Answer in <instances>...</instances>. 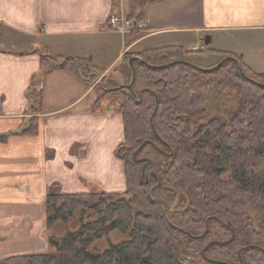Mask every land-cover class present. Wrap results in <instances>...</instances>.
<instances>
[{
  "label": "trees",
  "instance_id": "1",
  "mask_svg": "<svg viewBox=\"0 0 264 264\" xmlns=\"http://www.w3.org/2000/svg\"><path fill=\"white\" fill-rule=\"evenodd\" d=\"M137 56L145 63L134 61L133 89L129 84L105 89L123 96L126 140L116 155L125 166L126 191L49 195V228L86 209L98 219L61 242L50 241L52 251L10 256L0 264H186L188 254L200 255L202 264H242L241 256L244 264H264V246L254 239L264 230V87L259 85L264 74L238 57L240 66L228 61L212 72L183 62L149 66L191 62L180 47ZM51 58L94 82L99 77L74 57L43 55V66ZM240 69L259 84L245 79ZM229 90L236 93V109L228 119L211 117L208 106ZM33 125L25 134L37 133ZM116 230L129 233L130 240L103 254L88 252L94 239ZM226 233L228 238H215Z\"/></svg>",
  "mask_w": 264,
  "mask_h": 264
},
{
  "label": "crops",
  "instance_id": "2",
  "mask_svg": "<svg viewBox=\"0 0 264 264\" xmlns=\"http://www.w3.org/2000/svg\"><path fill=\"white\" fill-rule=\"evenodd\" d=\"M115 12L143 29L128 40L108 25ZM164 47L264 74V0H0V242L36 229L48 195L127 189L123 115L95 107L92 76L43 55L103 78L127 52ZM32 120L37 133L25 134Z\"/></svg>",
  "mask_w": 264,
  "mask_h": 264
},
{
  "label": "rangeland",
  "instance_id": "3",
  "mask_svg": "<svg viewBox=\"0 0 264 264\" xmlns=\"http://www.w3.org/2000/svg\"><path fill=\"white\" fill-rule=\"evenodd\" d=\"M137 25H135L134 29L136 30H142L143 24L137 19ZM134 22L136 23V20L134 19ZM138 28V29H137ZM135 32V31H134ZM129 33L127 35H130L127 37V39H131L135 36V33ZM137 56L135 53L127 52L125 56L122 57L120 62L117 64L115 69L107 73L103 78L99 77L95 78L96 80V86L94 89V105L97 106H106L107 110L114 111V112H120L121 113V107L123 105V96L121 93L116 92H110V90H105L106 87L110 89L109 86L113 85H128L130 84V79H128L130 75H132V71L129 65V59ZM188 59L194 63L197 64L203 68H210L215 66L217 63L215 59L208 60L207 58H203L201 55L197 54H191L188 56ZM214 64V65H213ZM128 77V78H127ZM104 80L102 82V86L99 84L101 80ZM111 86V87H112ZM37 101H39V98L37 97ZM238 105L237 102V96L236 93L232 90L227 91L225 98H223L220 101H216L208 106V111L211 115V117H221L223 119H228L231 116L232 111L236 109ZM122 114V113H121ZM38 126V121L34 120L31 123V126L34 127ZM230 177V173H227L223 176V179L228 180ZM143 178V177H142ZM96 192H103V191H96ZM124 192H121L119 194H122ZM49 196V195H48ZM130 196H126V198H129ZM130 199V198H129ZM188 203H184V205H187ZM183 205V206H184ZM176 205H173L172 207V214L176 213ZM98 219V216L96 213L90 209L81 210L78 211L69 218L67 221H58L54 225H52L50 228L47 225V217L44 219V216H40L37 219H35V226L32 232L27 233V230L24 229L21 231L22 233H19L20 237H15L13 234L9 235V239H6L2 242H0V260L5 259L10 256L15 255H24L28 253H42V252H48L52 251V248L50 246V241H57L61 242L68 236L69 233H76L81 231V229L88 223L94 222ZM194 221V220H193ZM196 226H201L199 223H195ZM185 226V225H184ZM186 227V226H185ZM202 229L199 231H203L204 227L201 226ZM192 229V228H191ZM259 230V228H257ZM27 235V237H25ZM230 236V233L224 234V236L219 235L215 237L216 239H223L228 238ZM87 238L91 237L87 236ZM234 238V237H233ZM258 241L261 245L264 246V230H259L256 237L254 238ZM1 240V239H0ZM130 240V234L129 233H123L121 231H113L109 235L94 239L91 243L88 252L98 255L103 254L108 249H110L114 245L122 244L126 241ZM186 258L185 263L186 264H202L200 255L198 254H188L184 255ZM241 262L244 264V259L241 256ZM235 264H239V262H235Z\"/></svg>",
  "mask_w": 264,
  "mask_h": 264
},
{
  "label": "water",
  "instance_id": "4",
  "mask_svg": "<svg viewBox=\"0 0 264 264\" xmlns=\"http://www.w3.org/2000/svg\"><path fill=\"white\" fill-rule=\"evenodd\" d=\"M210 42H211V37H210L209 35H206V37H205V44H209ZM135 60H139V61L145 63V62H144L139 56H134V57H132V58L130 59L129 64H130V66H131V68H132V70H133V78H132L131 83L128 85V87H129L130 89H133V84H134L135 79H136V70H135V66H134V61H135ZM228 61H233L237 66H240L239 60H238L236 57L231 56V55H230V56H227V57H225V58H223V59H222L217 65H215V66H213V67H210V68H203V67H201V66H199V65H197V64H194V63H192V62H189V61H175V62H171V63H169V64L160 65V66H152V65H149V64H148V65H149L150 67H154V68H159V69H160V68H166V67L172 66V65L177 64V63H179V62H183V63L189 64V65H191V66H193V67H195L196 69H199V70H201V71L212 72V71H215V70L221 68V67H222L226 62H228ZM240 73H241V75H242L245 79H248L249 81H251V82H253V83H257L254 79L248 77L242 69H240ZM257 84H259V83H257ZM259 85L262 86V87H264V85H261V84H259ZM156 111H157V107H156L155 112H156ZM155 112H154V114H153V116H152V118H151V121H153V117H154V115H155ZM146 143H147V142H145L144 145H145ZM135 156H136V153H135ZM144 172H145V166L143 167V177H144ZM232 238H233V237H232ZM242 250H243V249H242ZM242 250L239 252L240 255H241ZM203 253L205 254V251H204ZM211 261H213V260H211ZM216 262H217V261H216Z\"/></svg>",
  "mask_w": 264,
  "mask_h": 264
},
{
  "label": "built area",
  "instance_id": "5",
  "mask_svg": "<svg viewBox=\"0 0 264 264\" xmlns=\"http://www.w3.org/2000/svg\"><path fill=\"white\" fill-rule=\"evenodd\" d=\"M108 25L115 30H119L124 34H129L132 31H134L135 25L137 23L134 22V19L130 18L129 16L123 15V14H118L114 13L108 22ZM203 49V47L200 46H195L193 48L194 51H200Z\"/></svg>",
  "mask_w": 264,
  "mask_h": 264
},
{
  "label": "flooded vegetation",
  "instance_id": "6",
  "mask_svg": "<svg viewBox=\"0 0 264 264\" xmlns=\"http://www.w3.org/2000/svg\"><path fill=\"white\" fill-rule=\"evenodd\" d=\"M205 252H206V250H205ZM204 254V253H203Z\"/></svg>",
  "mask_w": 264,
  "mask_h": 264
}]
</instances>
